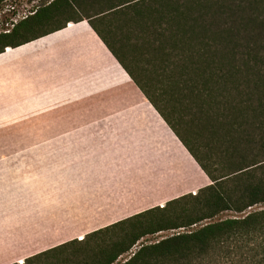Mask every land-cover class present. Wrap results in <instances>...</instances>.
I'll return each instance as SVG.
<instances>
[{
	"label": "trees",
	"instance_id": "trees-1",
	"mask_svg": "<svg viewBox=\"0 0 264 264\" xmlns=\"http://www.w3.org/2000/svg\"><path fill=\"white\" fill-rule=\"evenodd\" d=\"M84 20L211 184L22 264H264V0H54L0 33V55Z\"/></svg>",
	"mask_w": 264,
	"mask_h": 264
},
{
	"label": "crops",
	"instance_id": "crops-1",
	"mask_svg": "<svg viewBox=\"0 0 264 264\" xmlns=\"http://www.w3.org/2000/svg\"><path fill=\"white\" fill-rule=\"evenodd\" d=\"M1 110L13 112L20 141L46 143L64 172L114 176V220L101 228L211 184L203 173L208 183L195 180L167 197L182 183L177 177L187 175L180 152L193 157L87 20L0 55ZM107 154L103 164L99 157Z\"/></svg>",
	"mask_w": 264,
	"mask_h": 264
},
{
	"label": "rangeland",
	"instance_id": "rangeland-1",
	"mask_svg": "<svg viewBox=\"0 0 264 264\" xmlns=\"http://www.w3.org/2000/svg\"><path fill=\"white\" fill-rule=\"evenodd\" d=\"M53 1L6 0L0 5V33L9 32L13 25ZM80 13L84 14V11L80 10ZM69 17L70 15H64L52 23L45 24L42 31L64 23ZM71 17L78 15L72 14ZM115 48L120 51L116 46ZM1 113L0 264L10 263L14 259L16 264H22L25 261L24 255L47 251L73 240L81 241L88 234L100 230L98 228L103 227L105 222L114 220V176L99 169L95 172L80 173L79 176L64 172L62 159L48 157L46 143L36 147L30 142L20 141L15 136L13 112L1 110ZM180 156L187 175L183 173L177 177L182 186L176 185V191L168 193L167 197L178 192L179 188L183 191L186 187L194 185L195 180L199 186L208 183L204 172L194 159L189 158L184 151L180 152ZM99 158L103 164L110 162V154ZM95 165L99 167L96 162ZM100 169L106 172L105 167ZM170 173L166 170V174ZM171 179L167 180L166 184L171 183ZM134 185H138L137 180ZM143 207L145 205L140 208ZM254 209L264 210V205H258ZM233 216L237 214L223 213L217 219ZM113 231L104 233L93 243L99 242L100 239H113ZM179 231L183 229L160 232L143 238L140 243H153ZM130 254L120 256L115 264H123ZM55 256L59 255H53L51 259H55Z\"/></svg>",
	"mask_w": 264,
	"mask_h": 264
}]
</instances>
